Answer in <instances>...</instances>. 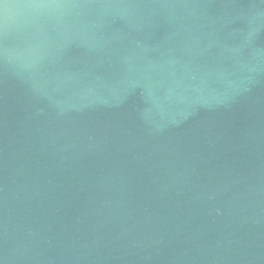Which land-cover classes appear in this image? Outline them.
Wrapping results in <instances>:
<instances>
[{
  "label": "water",
  "instance_id": "1",
  "mask_svg": "<svg viewBox=\"0 0 264 264\" xmlns=\"http://www.w3.org/2000/svg\"><path fill=\"white\" fill-rule=\"evenodd\" d=\"M0 264H264V0H0Z\"/></svg>",
  "mask_w": 264,
  "mask_h": 264
}]
</instances>
